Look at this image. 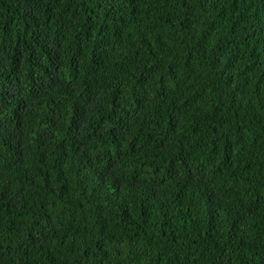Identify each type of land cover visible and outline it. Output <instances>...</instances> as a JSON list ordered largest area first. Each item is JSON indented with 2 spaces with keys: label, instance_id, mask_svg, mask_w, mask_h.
I'll use <instances>...</instances> for the list:
<instances>
[{
  "label": "trees",
  "instance_id": "16d2710c",
  "mask_svg": "<svg viewBox=\"0 0 264 264\" xmlns=\"http://www.w3.org/2000/svg\"><path fill=\"white\" fill-rule=\"evenodd\" d=\"M0 264H264V0H0Z\"/></svg>",
  "mask_w": 264,
  "mask_h": 264
}]
</instances>
